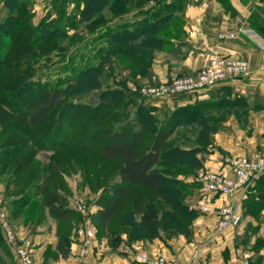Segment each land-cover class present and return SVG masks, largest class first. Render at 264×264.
Segmentation results:
<instances>
[{"label": "trees", "instance_id": "obj_1", "mask_svg": "<svg viewBox=\"0 0 264 264\" xmlns=\"http://www.w3.org/2000/svg\"><path fill=\"white\" fill-rule=\"evenodd\" d=\"M72 1L74 11L70 12L71 15H75L77 11V18L73 19L74 27L79 25V28L92 32L91 41L98 45L92 54V61L73 69L69 78L63 81L71 78L79 92L99 89L95 92L97 102L91 105L82 101L72 102L71 105L63 104L59 116L50 124L52 130L45 133L44 138H37L35 146L25 152L13 167L16 178L21 173H26L29 178L25 183L38 181L36 194L42 197L38 206L41 209L47 207L56 223V246L52 248L47 245L44 257H57L58 254L68 253L75 217L78 218L77 212L64 205L66 198L59 194L57 184L50 181L51 175L59 176L53 165L59 166L61 170L69 165L82 168L84 172L93 169L98 174L102 171V159L114 163L110 180H114L115 184L108 194L98 196L99 208L93 215L98 235H105L112 248H116L122 241L123 234L130 243L137 239L152 240L156 237L165 241L180 233L190 238L192 220L202 210L185 201V178L194 175L203 166L201 153L206 152L213 144L214 133L221 127L222 122L233 114L245 124L250 108H264V97L256 96L251 104L243 94L231 95L230 86L224 84L210 88V91L215 89L218 92L216 96L197 98L174 106H169L167 102L163 105L162 116L158 117L155 114L157 106L137 90H132L126 75H121L119 79H116V75L119 69H127L132 78L137 74H149L154 51L167 41L161 31L169 26L176 3L180 0H156L152 6L146 5L147 0ZM25 4L24 0H3L7 13L0 19L2 45L12 39L13 43L21 39L22 31L27 28L25 23L30 21L28 13L22 11ZM132 9L136 10L139 17L120 20ZM262 10L264 11V2ZM21 11L24 15L13 22ZM70 13L65 16L68 21L66 24H71ZM113 18H117V21L111 25ZM251 24L264 36V16H252ZM45 25L47 26H41L36 32V36L51 41L58 37V40H54L57 45L67 37V30L61 25ZM5 34L8 37L6 39L3 38ZM36 43L38 42L33 40L32 45L24 46L23 54L24 51L34 52ZM105 69L109 71L108 76ZM101 77L104 80L107 77L113 85L102 87ZM133 82L135 85L140 84L137 80ZM66 91L67 89L54 85L45 94L32 96L27 104V127L31 129L51 115L60 95ZM186 94L174 95L170 101ZM9 105L16 106L12 103ZM87 108L89 112L80 128L70 129L69 123L79 120ZM74 109V113H69ZM181 124L197 127L195 135L189 138L190 145L175 141L178 136L177 127ZM178 137L188 139L187 134H180ZM9 151H15V146ZM39 151H49L51 157L55 156L52 159L50 157L51 161L45 165V169L41 168L36 158ZM66 152L67 161L63 158ZM88 153L95 157L91 163L85 157ZM98 177L100 178L99 174ZM98 177L96 181L100 182ZM18 183L20 187L25 186L21 181ZM255 191L260 193L257 200L253 199ZM246 193L248 197L242 203V210L244 204L245 212H253L254 207L258 206L260 209L264 205V174L255 180ZM16 199L10 204L11 215L14 216H18L29 204L25 197ZM58 202L59 205L56 204ZM40 211L31 217L34 221L42 219L39 216ZM258 241L259 239L256 240ZM4 244L6 242L0 232V246ZM254 248H258L255 243ZM260 260L261 256L256 255L254 264H258ZM132 264L140 263L134 261Z\"/></svg>", "mask_w": 264, "mask_h": 264}, {"label": "crops", "instance_id": "obj_2", "mask_svg": "<svg viewBox=\"0 0 264 264\" xmlns=\"http://www.w3.org/2000/svg\"><path fill=\"white\" fill-rule=\"evenodd\" d=\"M176 6L169 26L161 31L167 41L154 51L149 74L155 73L159 79L167 80L173 75L192 73L203 64L209 47L213 46L222 54L246 58L249 63V73L245 76L225 79L212 88L228 85L231 88V95L243 94L247 96L251 104L256 96L264 97V48L249 35V29H251L259 37L264 38L251 24L252 16H264L263 1L180 0ZM132 10L135 12H132L133 16H137L136 10ZM128 13L125 15L128 16ZM133 18L135 17L131 19ZM120 20H127V18ZM116 21L117 18H113L110 24L113 25ZM219 31H233L234 36L220 39L217 37ZM119 72L116 79L126 75L128 85L133 84L135 80H140L141 75L137 74L132 78L127 69H119ZM217 93L215 89L187 93L185 96L174 98L167 104L174 106L197 98L216 96ZM165 104L163 102L160 105ZM154 105L159 106V104ZM262 150H264V108H250L245 124L230 114L214 133L213 144L206 152L201 153L203 166L197 172L204 168L229 172L223 162L224 155H249ZM188 178L187 176L186 179ZM248 193L241 201L242 219L235 227L222 231L216 230L215 209L220 203V199H217L211 210H202L192 220L190 238L180 233L165 241L158 237L152 240L137 239L129 244L122 241L113 249L107 237H97L89 248L91 263L132 264L136 261L140 264H152L148 260L143 261L137 258L138 253L145 251L150 257L162 253L167 260L165 264H170L173 260H180L187 264H252L256 255L261 256L258 264H264V205L260 209L258 206H253V212H245L244 204L242 210V203L248 197ZM259 195L260 193L255 191L253 199L257 200ZM190 201L192 205L199 208L203 200L201 197L198 200L192 198ZM88 203L85 208L88 214L93 216L99 205L93 202ZM41 218L40 221L25 220L22 217L20 221L18 220V222L27 223L24 228L31 232L29 234L34 243L33 264H77L75 228L70 235L69 250L66 255L44 257L47 245L55 248L57 235L54 219L50 216L51 221L45 226L46 219ZM124 237L125 234L122 235V238ZM258 239L259 241L256 242ZM254 243L258 246L257 249L254 248ZM0 264H17L16 256L7 243L0 246Z\"/></svg>", "mask_w": 264, "mask_h": 264}, {"label": "rangeland", "instance_id": "obj_3", "mask_svg": "<svg viewBox=\"0 0 264 264\" xmlns=\"http://www.w3.org/2000/svg\"><path fill=\"white\" fill-rule=\"evenodd\" d=\"M24 2H26V4L22 11L28 13L27 16H29L30 21H26L25 25L27 28L25 31H22L21 39L16 43H13L11 37L10 40L12 39V42H6L5 45L0 43V100H3L0 103V208L6 210L11 224L16 229L27 231V229L24 228V225L27 223L24 224V222H18L20 217L25 218V220L33 219L31 217L41 210L39 216L46 219V226V224H49V221H51L49 219L51 215L47 207L43 206L44 208L41 209L38 206L42 199L41 195L36 194L38 190L36 182L38 181H32L29 184L25 183L29 178V174L26 173H21L18 178H16L13 171L15 163L25 152L35 146V140H37V138L38 140L44 138L46 136L45 133L52 130L50 124L55 117L59 116V110L62 109L63 104L70 103L71 105L72 102L77 103L78 101L88 102L90 105L94 104L97 102L95 92L99 89H89L88 91L79 92V90H77L78 86L74 81H71V78L69 81H63L69 78L73 69L92 61V54L98 45L91 41L90 37L93 35L92 32L89 33L84 28H79V25L76 26L77 28L74 27L73 19L77 18V11L75 15H71L72 13H70L74 11L73 1L24 0ZM155 3L156 0H147L146 5L152 6ZM22 11L13 22H16L24 15ZM133 11L134 10L129 11L127 14L128 16L124 15L122 18L126 17L127 19H131L132 17H139V15L133 16ZM6 13L7 9L3 6V0H0V19H3ZM68 13H70L69 20H72L71 24H66L68 21H66L65 16ZM105 13L108 15V12ZM47 23L51 24L48 26L59 24L62 28L67 30V37H63L64 39L60 44L57 45V42L54 41L58 40V37H54L51 41L44 37L41 38L40 36H36V32L40 30L41 26L46 27L47 25L45 24ZM3 38L6 39L8 37L5 34ZM33 40L38 42L36 43L37 48L35 51H32L31 53H25L24 51L23 54L22 48L28 44L32 45L31 43ZM108 72L109 71L106 70L105 74H109ZM118 74L119 72L116 77ZM151 74L155 73L140 76L138 82L141 84L149 81ZM155 75L157 76V74ZM106 78L107 77H105L104 80V77L103 79L101 77L103 80L102 87L113 85L112 81L107 80ZM54 85H57L62 89H67V91L60 95L58 104L52 109L53 111L50 113L51 115L39 121L35 127L29 129L27 124H25V117L28 108L27 104L32 99V96L39 93L45 94V92L53 88ZM132 85H135L134 82L133 84H129L130 87ZM150 102L157 104L152 100H150ZM9 103H12L13 105L15 104L16 106L10 107ZM159 104L162 103L159 102ZM74 112L75 109L69 113L72 114ZM88 112L89 108H87L79 120L70 122L69 128L72 130L80 128ZM155 114H157L158 117L162 116L163 106H157ZM196 128V126L189 124L178 125L176 134L178 136H180V134H187L188 139L187 137L180 139L177 136L175 141L184 145H190L191 140L189 138L195 135ZM15 130H17V132H15ZM28 136L30 137L28 138ZM12 146H15V151L13 152L9 151ZM67 156L68 153L66 152L63 155V158L66 161L68 160ZM50 157L51 153L49 151H39L37 153L36 158L40 162L41 168L45 169V165L49 164L51 161ZM52 157L54 158L55 156L52 155ZM85 157L91 160L90 163L95 159L94 155L89 153L86 154ZM100 163L102 164V171L101 173H98L100 178L98 177L97 172H94L93 169L84 172L82 168L69 165L67 168L61 170L59 166L53 165L57 168L56 172L59 176L55 177V174H53V176L51 175L50 181L57 184L60 189H58L59 194L66 198V203L64 205L78 213V218L75 217L74 228H77L79 224L84 221V216L86 214L81 213V211L77 209V203L75 202L84 204L86 207L89 204L88 202L98 204V196L101 194H108L109 189L115 184L114 180H110V176L113 173L111 167L114 166V163L111 164L108 159H102ZM42 173L45 175L43 170ZM197 173L188 176V180L185 178L187 181H185L186 191L184 198L185 201H189L188 204L190 206H194L190 201L192 198L198 200L202 197V194H200L199 191L200 181L197 180ZM97 177L100 179V182L96 181ZM195 179L197 181L193 182L192 180ZM18 181H21L22 185L25 186L20 187ZM18 197H25L28 199L29 204H27V207L21 212L22 214L20 213L18 216H14L11 215L10 204L12 200H17L16 198ZM56 204L59 205V202ZM89 218L95 231L94 241L97 237L105 236L98 235V228L94 223L93 216H90ZM103 230L105 231V229ZM27 232L31 233L30 231ZM122 241L128 244L130 243L126 235Z\"/></svg>", "mask_w": 264, "mask_h": 264}, {"label": "built area", "instance_id": "obj_4", "mask_svg": "<svg viewBox=\"0 0 264 264\" xmlns=\"http://www.w3.org/2000/svg\"><path fill=\"white\" fill-rule=\"evenodd\" d=\"M249 35L260 47L264 48V38L259 37L251 29H249ZM233 36V31L217 33L220 39ZM248 73L249 63L246 58L222 54L217 51L216 47L210 46L205 61L194 72L175 75L167 80H161L155 74H151L149 81L132 85L131 89L137 90L141 95L159 104V102H169L177 94L205 92L225 79L245 76ZM223 162L229 172L204 168L197 173V179L200 181L199 191L203 200L199 209L211 210L216 200L220 199L215 209L217 231L235 227L241 221V201L248 188L260 175L264 174V150L255 151L249 155L227 154L223 156ZM75 203L81 213H86L84 221L75 228L74 232L77 238V264H92L89 247L95 239V231L84 204ZM0 232L4 241L13 250L17 264H33L32 236L27 231L16 229L11 224L4 208H0ZM137 258L143 261L148 260L152 264H165L167 261L162 253L150 257L145 251L138 253ZM170 264L187 263L173 260Z\"/></svg>", "mask_w": 264, "mask_h": 264}, {"label": "water", "instance_id": "obj_5", "mask_svg": "<svg viewBox=\"0 0 264 264\" xmlns=\"http://www.w3.org/2000/svg\"><path fill=\"white\" fill-rule=\"evenodd\" d=\"M264 2V0H262Z\"/></svg>", "mask_w": 264, "mask_h": 264}]
</instances>
